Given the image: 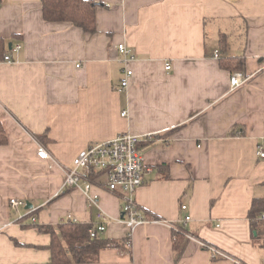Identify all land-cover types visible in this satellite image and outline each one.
<instances>
[{"label": "crops", "instance_id": "0c3cea01", "mask_svg": "<svg viewBox=\"0 0 264 264\" xmlns=\"http://www.w3.org/2000/svg\"><path fill=\"white\" fill-rule=\"evenodd\" d=\"M87 1L98 4L94 34L45 21L42 0L0 2V264H51L39 227L71 217L91 228L101 214L100 239L116 244L91 264H264V220L258 236L249 218L264 197V0ZM231 58L243 70L221 65ZM234 72L248 79L236 90ZM122 133L141 138L147 165L132 249L106 177L63 190L80 151Z\"/></svg>", "mask_w": 264, "mask_h": 264}, {"label": "built area", "instance_id": "2783aa9c", "mask_svg": "<svg viewBox=\"0 0 264 264\" xmlns=\"http://www.w3.org/2000/svg\"><path fill=\"white\" fill-rule=\"evenodd\" d=\"M20 46L16 47L15 51L19 52ZM119 52L125 58L132 59L131 51L124 44L118 46ZM215 57H219L218 53ZM6 61H11V56L5 57ZM262 69H264V60L262 61ZM167 70L171 69L167 65ZM124 77L121 82V89H126L129 86V80L133 76V71L129 69L123 70ZM248 79L242 72H234L231 76L230 84L232 90L240 88ZM125 116V113H123ZM261 157L264 158V152ZM38 156L42 160L50 158L47 151L41 148ZM147 165L144 154L141 150V138L131 133H122L113 139L93 143L86 149L80 151L72 163V168L69 169L64 177L63 190L74 189L79 186L83 179H87L88 183L85 186V191L89 192L91 189V177L104 176L107 179V187L112 192H122V198L125 201L123 208V217L118 219L119 223H125L130 232L127 235L126 247L132 249V230L144 222L140 215L138 205L135 200L137 190L145 184L144 174ZM90 203L96 204L98 202L97 196H92L89 199ZM25 202L18 200H11V206L18 208L20 205H25ZM182 212H187L188 207L182 205ZM74 223L71 217L68 218ZM108 218L104 215H99V223L89 228V236L91 239H96L106 232V222ZM191 220L190 216H186L185 223ZM264 220V216L262 217ZM33 222L37 220L33 218ZM212 257H217L221 254L214 251L212 248ZM222 256V255H221ZM224 257V256H223Z\"/></svg>", "mask_w": 264, "mask_h": 264}, {"label": "trees", "instance_id": "16d2710c", "mask_svg": "<svg viewBox=\"0 0 264 264\" xmlns=\"http://www.w3.org/2000/svg\"><path fill=\"white\" fill-rule=\"evenodd\" d=\"M1 2V0H0ZM97 3L87 0H42L43 17L47 22H69L76 27L82 28L84 32L94 34L96 32V9ZM221 65L228 70H243L244 63L239 59H224ZM8 139L5 131L0 126V146L5 145ZM97 176H92L96 180ZM264 216V197L254 199L249 211L251 227L254 233L260 236L258 222ZM40 232L51 237V264H91L96 261L99 252L116 244L115 242L100 239H91L89 227L83 224L66 220L57 226L42 225ZM175 241V250H183L182 244L185 230L180 231ZM182 235V236H180ZM258 236L255 240L259 239ZM204 247L211 249L208 244ZM223 257V256H221ZM220 256L213 257L219 259ZM236 264H244L239 261Z\"/></svg>", "mask_w": 264, "mask_h": 264}, {"label": "water", "instance_id": "95a60500", "mask_svg": "<svg viewBox=\"0 0 264 264\" xmlns=\"http://www.w3.org/2000/svg\"><path fill=\"white\" fill-rule=\"evenodd\" d=\"M28 205H27V209H30V208H32V206L29 204V203H27Z\"/></svg>", "mask_w": 264, "mask_h": 264}]
</instances>
